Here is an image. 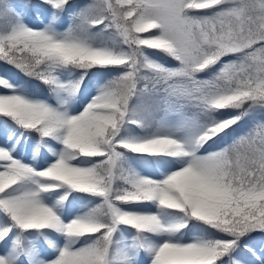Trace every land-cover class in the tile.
Here are the masks:
<instances>
[{
    "label": "snow or ice",
    "instance_id": "snow-or-ice-1",
    "mask_svg": "<svg viewBox=\"0 0 264 264\" xmlns=\"http://www.w3.org/2000/svg\"><path fill=\"white\" fill-rule=\"evenodd\" d=\"M0 264H264V0H0Z\"/></svg>",
    "mask_w": 264,
    "mask_h": 264
},
{
    "label": "rangeland",
    "instance_id": "rangeland-1",
    "mask_svg": "<svg viewBox=\"0 0 264 264\" xmlns=\"http://www.w3.org/2000/svg\"><path fill=\"white\" fill-rule=\"evenodd\" d=\"M14 2H19V0H14ZM74 2H83V0H74Z\"/></svg>",
    "mask_w": 264,
    "mask_h": 264
}]
</instances>
